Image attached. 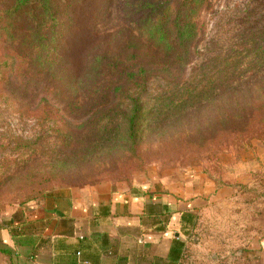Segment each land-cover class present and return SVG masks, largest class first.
Here are the masks:
<instances>
[{"label":"rangeland","instance_id":"1","mask_svg":"<svg viewBox=\"0 0 264 264\" xmlns=\"http://www.w3.org/2000/svg\"><path fill=\"white\" fill-rule=\"evenodd\" d=\"M11 1L0 0V224L7 212L62 188L166 172L210 173L216 192L202 214L201 232L212 250L264 238V165L261 172L254 166L264 143L254 139L250 147H233L219 162L211 131L206 141L198 134L201 109L185 116L175 102H164L166 90L180 95L222 57L256 46L264 50V0H211L200 16L199 49L182 76L157 71L147 83L133 142L121 130L119 112L104 118L106 102L86 98L83 82L92 56L121 52L129 31L126 10L139 0H77L73 14H62L69 17L63 35L48 48L33 49L6 40L4 10ZM15 27L11 33L23 26ZM233 228L242 232L226 233Z\"/></svg>","mask_w":264,"mask_h":264},{"label":"crops","instance_id":"2","mask_svg":"<svg viewBox=\"0 0 264 264\" xmlns=\"http://www.w3.org/2000/svg\"><path fill=\"white\" fill-rule=\"evenodd\" d=\"M254 164L261 172L264 155ZM172 175L62 188L16 207L0 224V264H264V238L212 250L202 237L214 179Z\"/></svg>","mask_w":264,"mask_h":264},{"label":"trees","instance_id":"3","mask_svg":"<svg viewBox=\"0 0 264 264\" xmlns=\"http://www.w3.org/2000/svg\"><path fill=\"white\" fill-rule=\"evenodd\" d=\"M68 1L62 4L59 0H12L4 10L6 40L16 38L17 46L26 44L32 49L48 48L63 35L64 20L69 17L62 14L74 13L77 0ZM210 3L211 0H139L138 6L126 10L129 31L121 52L108 50L91 57L83 82L86 98H103L107 107L102 110L104 118L119 112L121 130L130 141L136 139L142 121V94L147 83L157 71L175 77V72H179L182 76L199 49L196 37L200 16L209 10ZM15 22L23 27L11 33V27L16 29ZM25 25L29 27L24 28ZM255 48L254 52H233L222 57L217 68L203 73L194 84L180 88V95L168 94V90L164 93L165 104L175 102L174 107L181 108L185 116L194 108L201 109L202 116L196 121L201 122L197 125L198 134L206 141V130L211 131L209 142L215 144L218 161L224 151L233 147H250L254 139L264 143V50L259 51L261 46Z\"/></svg>","mask_w":264,"mask_h":264}]
</instances>
